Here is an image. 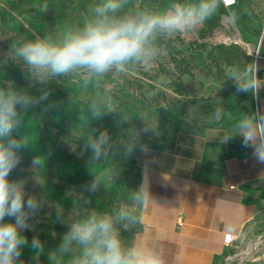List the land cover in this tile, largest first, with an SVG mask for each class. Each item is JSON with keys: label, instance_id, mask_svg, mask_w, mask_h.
Instances as JSON below:
<instances>
[{"label": "clouds", "instance_id": "1", "mask_svg": "<svg viewBox=\"0 0 264 264\" xmlns=\"http://www.w3.org/2000/svg\"><path fill=\"white\" fill-rule=\"evenodd\" d=\"M222 3L223 0H172L161 8L153 3L137 4L134 0H99L81 24L69 26L58 34L46 32L32 39L12 41L6 54L11 63L22 68L29 87L39 85V95H33L28 88H17L13 81L0 83V264H25L21 257L29 242L23 232L48 204L44 195L26 192V181L9 177L21 164V151L29 143L27 137L15 134L23 125L26 113L42 104L45 112L57 107L49 99L52 82L83 73L86 83L104 87L107 94L108 77L150 65L162 52L161 41L199 28L218 13ZM47 7L45 4L44 8ZM260 69L258 61L253 60L243 76L233 75L227 80L233 82L236 94L247 93L258 99L264 89V79L258 75ZM88 111L92 119L99 120L116 108L113 103L101 106L92 102ZM224 112L223 105H218L214 109L215 119L220 121ZM127 120L124 114L122 121ZM142 132L159 135L158 120ZM234 137H240L241 147L250 149L251 158L264 165V109L243 114L236 121L234 132L225 133L220 143ZM116 147L107 129H92L83 137L80 154L90 153V161L100 162ZM120 147L124 154L136 147L145 154L149 151L148 145L141 143L140 133L131 144ZM31 163L32 169L40 166L38 157ZM114 174V169H105L103 175H96L84 186L85 191L98 192L102 181L110 180ZM131 201L133 209L139 211L124 206L112 213L94 207H73L67 212L71 219L66 221L65 210H56V221L67 224L57 253L67 258V264H167L158 248L135 240L125 241L121 234L122 229L143 223L140 210L151 201L147 162L143 180L132 193ZM30 248L32 264H41L45 245L38 236L32 238Z\"/></svg>", "mask_w": 264, "mask_h": 264}, {"label": "rangeland", "instance_id": "2", "mask_svg": "<svg viewBox=\"0 0 264 264\" xmlns=\"http://www.w3.org/2000/svg\"><path fill=\"white\" fill-rule=\"evenodd\" d=\"M48 1L50 6L46 3ZM242 3L251 18L256 16L258 20L257 24L260 29L258 27V37L254 39L255 41H252L251 35L257 33V27L243 26L237 17L234 5L227 10L226 15L222 16L219 27L208 29L204 23L194 31L177 34L174 38L163 40L160 42L161 54L150 65L131 68L118 77H108L105 82V87L108 89L107 94L104 87H97L92 83L84 86L82 95L85 99L114 104L116 108L114 124L119 134L123 136L120 140L122 145L131 144L134 136L139 133L141 143L144 139H153L154 142L162 143L174 141L180 132L198 128V123L194 122L192 116L198 115L201 107L206 106L205 102L208 99L215 98L211 94H215L217 86L222 85L230 76H243V72L251 61H259L264 41V38L262 39L264 0H242ZM44 4H47V9L38 13L37 6L39 4L36 0L9 2L0 0V10L21 19L30 32L20 36L0 25V65L18 69L24 73L20 66L11 63L6 54L12 41L32 39L37 34L32 32L26 21L23 20L22 12L28 16L38 15L48 19L46 29L54 34L63 31L59 19H56L61 12L64 15L65 25L68 27L81 24L88 16L85 10L80 13L74 11L72 0H46ZM52 20H55V24ZM219 33L230 38H235L238 34L241 42L236 41L238 44L236 42L227 43L218 38ZM250 46L253 49L251 53H249ZM235 47L238 49L233 50ZM239 52L245 53L250 60L238 54ZM257 54L258 58L256 59ZM182 70H188V73H181ZM68 78L78 83L86 80L83 73H74ZM6 81L14 82L15 80L13 77H8ZM174 82L183 84L181 93H177L175 90ZM225 83L233 82L227 80ZM114 97L119 99L117 103H114ZM124 114L128 116L127 121H122ZM169 114L177 116L182 121L179 131H175V122L169 120ZM156 120H158L159 135L142 132L144 127ZM79 138V133L71 130L70 135L59 136L57 145L62 150L80 158ZM139 152V147L134 148L131 153L125 154L126 157L123 161L120 159L119 152L115 150L113 152L114 160H120L126 170L135 172L134 161ZM31 162L32 160L22 156L21 164L10 174L9 178L26 181V192L30 195L40 196L42 194L40 170L39 167L32 169ZM58 184L62 185L69 195L78 196L81 193L75 187L60 182ZM47 203L36 219L29 221L30 228L23 233H32L31 239L38 236L41 240L46 225L51 223L53 237L49 253L52 264H60L63 257L56 251L60 243V235L57 233L56 226L60 224L67 228V224H61L55 219V211L63 209L48 199ZM70 219L71 217L65 211V220L69 221ZM132 228H136V225L130 226L128 230ZM122 238L127 240V236L124 234H122ZM224 259L222 264H264V228L260 225H251L247 229V235L241 243V248L227 254Z\"/></svg>", "mask_w": 264, "mask_h": 264}, {"label": "crops", "instance_id": "3", "mask_svg": "<svg viewBox=\"0 0 264 264\" xmlns=\"http://www.w3.org/2000/svg\"><path fill=\"white\" fill-rule=\"evenodd\" d=\"M242 11L257 27L251 35L255 41L258 20L243 3ZM258 63V75L264 79V41ZM222 85L192 116L198 128L178 133L167 148H149L136 157L140 184L147 162L151 201L140 211L143 223L134 240L158 248L167 264H213L217 258L223 262L241 248L251 225L264 228V165L241 147L240 137L220 143L243 114L264 109V89L257 99L236 94L233 83ZM218 105L225 109L220 121L214 117ZM228 234L238 238L231 245L224 242Z\"/></svg>", "mask_w": 264, "mask_h": 264}, {"label": "trees", "instance_id": "4", "mask_svg": "<svg viewBox=\"0 0 264 264\" xmlns=\"http://www.w3.org/2000/svg\"><path fill=\"white\" fill-rule=\"evenodd\" d=\"M6 2L13 0H4ZM18 1V0H16ZM22 1V0H21ZM38 2L37 12H44V1L36 0ZM73 9L77 12L86 11L88 14L90 9L99 2V0H72ZM137 4L153 3L161 8L165 7L172 0H134ZM50 6V2H46ZM237 14L241 22L247 27H254V23L246 18L242 11V2L236 0ZM227 14V9L222 4L218 13L205 24L208 29H215L220 26V22L223 15ZM23 20L26 21L32 32L43 35L48 32V19L39 17L38 15L28 16L22 12ZM59 19L61 29L64 30L68 26L65 25L64 15L62 12L56 17ZM48 20V21H47ZM55 24V20H52ZM0 25L6 30L14 31L20 36L25 33H30L25 27L24 22L16 16H11L0 10ZM238 48L235 47L233 50ZM241 56L248 59L249 57L239 52ZM239 57V56H237ZM181 73H188V70H182ZM180 73V75H181ZM8 77L14 78V83L17 88H28L33 95H39V85L35 87H29V81L26 79L25 73L20 72L18 69H10L8 66L0 65V83L5 82ZM88 84L86 80L82 82H73L68 76L56 78L51 88L50 101L55 102L57 107L50 111H43L45 105H39L30 109L24 116L23 125L15 133L18 136H25L28 138L29 143L26 148L21 151L23 157H27L30 160L38 157L40 160V177L42 180V194L53 204H56L61 209L69 212L73 207L86 208L94 207L99 211L114 212L120 206H126L130 210L139 211L138 208L133 209V202L131 201V195L134 193L140 185L141 170L137 166L136 160L134 164L136 171H128L124 168L120 160H114L113 152L116 150L119 152L121 160H125L120 140L121 136L117 127L114 124L115 112L107 113L103 118L95 120L91 118L88 111L89 105L92 102H96L101 106H106L107 103L99 101H89L82 95L84 86ZM177 93H181L183 84L180 82H174ZM114 103H117L119 99L114 97ZM47 102H45L46 104ZM142 103V102H141ZM127 105V103H125ZM169 120L175 122V131H179L182 121L173 114L168 115ZM92 129H107L111 138L116 143L117 147L109 154V157L100 162H93L88 159L90 153L81 155L80 158L73 154H70L58 147V138L61 135L68 134L74 130L79 133V149L83 144V137ZM167 129V128H166ZM164 141L162 143L154 142L153 139H144L143 143L148 145L150 149H163L167 148L172 143ZM105 169H114L115 174L110 180H103L101 188L96 193H88L85 191L84 186L91 182V180L98 174L103 175ZM58 182L68 186L75 187L81 191L78 196L69 195L65 192L64 187L59 185ZM90 201V203H88ZM141 211V210H140ZM7 219V218H6ZM52 224H47L44 234H42L41 241L45 245V253L40 257L41 264H52L49 253V247L52 244L51 234ZM141 229V224H136V228L130 230H123L122 234L127 236L126 241L134 240L135 235ZM57 233L62 235L67 231L60 224L56 226ZM27 237L29 245L24 247L21 259L25 264H32L31 256L33 252L30 248L32 233H23ZM60 264H67L66 257L61 259ZM213 264H222L221 258Z\"/></svg>", "mask_w": 264, "mask_h": 264}, {"label": "built area", "instance_id": "5", "mask_svg": "<svg viewBox=\"0 0 264 264\" xmlns=\"http://www.w3.org/2000/svg\"><path fill=\"white\" fill-rule=\"evenodd\" d=\"M223 5L225 7L234 6V5H236V0H223ZM263 38H264V31L262 33V39ZM257 58H258V55L256 56V59ZM237 239H238L237 237H234L233 235L228 234V235L225 236L224 242H225L226 245H231Z\"/></svg>", "mask_w": 264, "mask_h": 264}, {"label": "bare ground", "instance_id": "6", "mask_svg": "<svg viewBox=\"0 0 264 264\" xmlns=\"http://www.w3.org/2000/svg\"><path fill=\"white\" fill-rule=\"evenodd\" d=\"M218 38L220 39V40H224V41H226L227 43H234V42H236V41H239L236 37L235 38H230V37H226V36H224L222 33H219L218 34Z\"/></svg>", "mask_w": 264, "mask_h": 264}, {"label": "water", "instance_id": "7", "mask_svg": "<svg viewBox=\"0 0 264 264\" xmlns=\"http://www.w3.org/2000/svg\"><path fill=\"white\" fill-rule=\"evenodd\" d=\"M236 38L239 40V42H241V39L239 37V35L237 34L236 35ZM236 44H238V42H236ZM253 51L252 47L250 46V53Z\"/></svg>", "mask_w": 264, "mask_h": 264}]
</instances>
